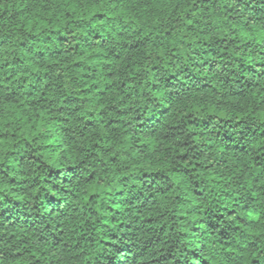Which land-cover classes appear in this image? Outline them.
<instances>
[{
	"label": "trees",
	"instance_id": "trees-1",
	"mask_svg": "<svg viewBox=\"0 0 264 264\" xmlns=\"http://www.w3.org/2000/svg\"><path fill=\"white\" fill-rule=\"evenodd\" d=\"M0 264H264V0H0Z\"/></svg>",
	"mask_w": 264,
	"mask_h": 264
}]
</instances>
